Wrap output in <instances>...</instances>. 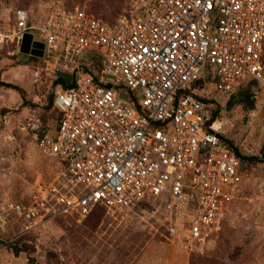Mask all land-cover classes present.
<instances>
[{
	"label": "built area",
	"instance_id": "2783aa9c",
	"mask_svg": "<svg viewBox=\"0 0 264 264\" xmlns=\"http://www.w3.org/2000/svg\"><path fill=\"white\" fill-rule=\"evenodd\" d=\"M129 1L114 25L59 0L41 25L16 11L15 38L33 35L75 85L58 86L56 135L37 138L64 181H38L29 204L0 202V225L21 221V237L56 219L85 220L98 207L120 214L155 200L168 209L170 245L204 254L244 171L201 98L224 108L249 80L264 86V0ZM95 59L103 63L97 77Z\"/></svg>",
	"mask_w": 264,
	"mask_h": 264
},
{
	"label": "rangeland",
	"instance_id": "374dc122",
	"mask_svg": "<svg viewBox=\"0 0 264 264\" xmlns=\"http://www.w3.org/2000/svg\"><path fill=\"white\" fill-rule=\"evenodd\" d=\"M53 1L0 0V80L24 92L27 102L24 105L19 91L0 87L2 206L29 204L38 181H64L62 166L40 152L37 138L42 130L55 132L57 112L47 100L56 97L59 78L70 82L72 77L60 68L54 70L53 58L24 54V40L15 38L18 9L29 12L30 25H41ZM59 1L68 9L80 8L108 22L130 9L129 0H100L98 7L95 0ZM211 69L206 66L201 78L206 79ZM244 88L221 107V133L245 157H258L261 163L243 162L238 196L215 244L204 254L189 255L170 245L168 209L153 200L120 214L100 209L95 218L56 219L21 237L24 225L11 217L7 227L0 225V264H28L26 253L15 257L7 248L18 240L35 249L32 256L39 264H264V86L249 80ZM208 92L209 88L198 90L202 96Z\"/></svg>",
	"mask_w": 264,
	"mask_h": 264
},
{
	"label": "trees",
	"instance_id": "16d2710c",
	"mask_svg": "<svg viewBox=\"0 0 264 264\" xmlns=\"http://www.w3.org/2000/svg\"><path fill=\"white\" fill-rule=\"evenodd\" d=\"M95 1H96V4H95V3H94V4H95V6L98 7V6H99V2H100V0H95ZM65 9H67L68 11H73V10H75L76 8H74V9H68V8L65 7ZM98 18H99V17H98ZM118 18H119V17H117V19H115L113 22H108V21H106V20H105V21H106L107 23L111 24V25H114V24L116 23V21L118 20ZM103 20H104V19H103ZM92 68H94V70H92V71H93L95 77H97L96 74H97V72H99V71L102 70V68H103V63L101 62V60H99V59H95L93 65H92V67H91V69H92ZM71 77H72V78H71V81H70V82H69L65 77H61V78H59V79L56 81V85H57V86H62L64 89H71V88H73L74 85H75V77H74V76H71ZM201 79L203 80V78H200V81H202ZM0 87H7V88H9V89H13V90H17V91H19V92L22 94L24 105L27 103V102H26V97H25V95H24V92L20 91V89H18L17 87L12 86L11 84H5V83L1 82V80H0ZM242 90H245L244 86L241 87V88L239 89V91L237 92V94H239ZM237 94H236V95H237ZM236 95H234V96L232 97V99L235 98ZM55 98H56V97L53 96V95H51V96L48 97L47 102H48V105H49L50 108L53 107L54 102H55ZM232 99H231V102H232ZM201 101L204 102L205 104H212V106H213V118H212L210 124L220 122V121H221L222 111H223L222 108H221V106H220V103H219L218 101L214 100V99L210 100V99H207V98H201ZM56 112H57V111H56ZM60 120H61V116H60V114L57 112V118L54 119V123H56L55 132H54L53 134H47V130H42V131L40 132V138H42V137L45 136V135H52V136H55L56 133H57V130H58V126H59ZM222 138H223L224 140H226V138H225L224 136H223ZM226 142L228 143V145H229V147L231 148V150H232V151L237 155V157L241 160L242 163H243V162H246V161H247V162H257V163H261V160H260L258 157H250V158L245 157V156L239 151V149H238L237 147L234 146V143L229 142L228 140H226ZM141 204H145V203H141ZM141 204H140V205H141ZM100 209L106 211L105 208H103V207H98V208L93 212V214H91L92 218H95V217L97 216V211L100 210ZM18 241H19V242H15V243L7 244V248L9 249V251H11V252L14 254L15 257H19L22 253H26V254L29 256V258H28V264H39V263L37 262L36 258H34V257L32 256V254L35 252V249H34L33 247L29 246L28 244H21V241H20V240H18ZM21 245H22V246H21ZM192 255H193V256H196L195 254H192Z\"/></svg>",
	"mask_w": 264,
	"mask_h": 264
},
{
	"label": "water",
	"instance_id": "95a60500",
	"mask_svg": "<svg viewBox=\"0 0 264 264\" xmlns=\"http://www.w3.org/2000/svg\"><path fill=\"white\" fill-rule=\"evenodd\" d=\"M31 45H33L36 49L31 51ZM38 48L40 50H38ZM21 50L24 54H31L34 56L42 57L44 54V44L34 41V36L31 34H27L24 38Z\"/></svg>",
	"mask_w": 264,
	"mask_h": 264
},
{
	"label": "bare ground",
	"instance_id": "6f19581e",
	"mask_svg": "<svg viewBox=\"0 0 264 264\" xmlns=\"http://www.w3.org/2000/svg\"><path fill=\"white\" fill-rule=\"evenodd\" d=\"M216 128H217L218 130H220V129H221V126H220V125H218Z\"/></svg>",
	"mask_w": 264,
	"mask_h": 264
}]
</instances>
